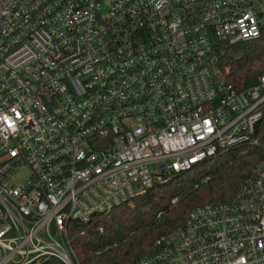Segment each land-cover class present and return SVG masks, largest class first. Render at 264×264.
Returning a JSON list of instances; mask_svg holds the SVG:
<instances>
[{
    "label": "built area",
    "instance_id": "1",
    "mask_svg": "<svg viewBox=\"0 0 264 264\" xmlns=\"http://www.w3.org/2000/svg\"><path fill=\"white\" fill-rule=\"evenodd\" d=\"M263 26V0H0V264H76L71 222L264 151V72L238 89L218 52ZM125 264H264V157Z\"/></svg>",
    "mask_w": 264,
    "mask_h": 264
},
{
    "label": "trees",
    "instance_id": "2",
    "mask_svg": "<svg viewBox=\"0 0 264 264\" xmlns=\"http://www.w3.org/2000/svg\"><path fill=\"white\" fill-rule=\"evenodd\" d=\"M218 44L221 67L238 89L258 82L264 72V26L262 36L237 45ZM264 127V120L261 123ZM263 148L236 150L199 164L122 204L90 223L71 222L68 241L76 264H125L152 252L155 240L176 230L196 207L231 200L250 175ZM209 177L208 180L203 179ZM176 198V202L173 199ZM43 264H64L47 259Z\"/></svg>",
    "mask_w": 264,
    "mask_h": 264
},
{
    "label": "rangeland",
    "instance_id": "3",
    "mask_svg": "<svg viewBox=\"0 0 264 264\" xmlns=\"http://www.w3.org/2000/svg\"><path fill=\"white\" fill-rule=\"evenodd\" d=\"M263 2H264V0H263ZM206 177V176H205Z\"/></svg>",
    "mask_w": 264,
    "mask_h": 264
}]
</instances>
